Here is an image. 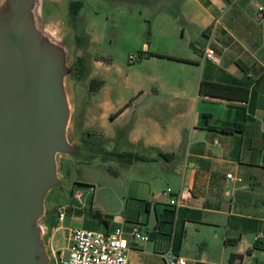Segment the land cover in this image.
I'll use <instances>...</instances> for the list:
<instances>
[{
    "label": "crops",
    "instance_id": "obj_1",
    "mask_svg": "<svg viewBox=\"0 0 264 264\" xmlns=\"http://www.w3.org/2000/svg\"><path fill=\"white\" fill-rule=\"evenodd\" d=\"M184 3L193 10H183L181 21L166 16L153 21L154 36L169 45L155 41L148 51L142 43L137 51L133 66L147 63L150 72L132 66L122 73L113 60L90 54L89 72L102 84L87 89L81 108L71 87L77 139L102 137L106 150L145 156L122 165L134 171L127 186L133 201L121 214L109 213L107 222L79 214V225L71 226L109 231L136 223L148 238L129 241L127 264H165L172 254L187 264H264V0ZM178 29L179 36L172 38ZM205 46L213 48L216 61L203 57ZM101 67L110 68L100 75ZM200 80L242 86L246 96L200 93ZM235 123L240 129H232ZM158 150L169 156L161 157ZM159 181L183 196L175 249L168 222L156 224L154 202H168L164 187L155 188ZM71 202L72 207H98Z\"/></svg>",
    "mask_w": 264,
    "mask_h": 264
},
{
    "label": "water",
    "instance_id": "obj_2",
    "mask_svg": "<svg viewBox=\"0 0 264 264\" xmlns=\"http://www.w3.org/2000/svg\"><path fill=\"white\" fill-rule=\"evenodd\" d=\"M53 11V0H0V264H53L46 197L63 185L57 157L91 153L72 130V36L45 27Z\"/></svg>",
    "mask_w": 264,
    "mask_h": 264
},
{
    "label": "rangeland",
    "instance_id": "obj_3",
    "mask_svg": "<svg viewBox=\"0 0 264 264\" xmlns=\"http://www.w3.org/2000/svg\"><path fill=\"white\" fill-rule=\"evenodd\" d=\"M53 1H56V11L52 12V16L46 14L47 25L45 27L55 36H59L61 32L64 33V30L70 31L69 37L72 36V46L68 62L76 55L84 52L89 54L85 53L88 71L79 78L73 77L67 81L69 96L70 88L73 87L74 99L78 108H81L87 99L86 91L89 80L97 76L89 72V64L92 59L90 54L98 55L102 59L113 60L115 64L123 68L122 73L127 71L125 67L131 71V67L138 61L137 51L143 47L142 43L145 46L142 49L148 51L155 41L158 45H169L168 39L154 36L155 24L153 21L156 20L155 17L166 16L173 21H181L178 17L182 16L183 10H193L192 6L181 4L184 0H78L80 2L76 18L72 20L69 19L67 12L70 0ZM44 8L51 12L54 6L50 2H46ZM85 31L88 38H91L88 47L86 44L87 50L85 47H76L73 39L75 33ZM172 34V38L179 36V29L174 30ZM147 45L149 48H146ZM128 54H134L136 58L129 61ZM108 69L101 67L97 71L100 75H104ZM134 69L140 73L150 72V65L143 63ZM57 158L63 185L50 191L46 197V206L50 207L51 214L58 204H65L66 210L71 213L73 208L71 200L73 199L78 203L90 201L98 205L97 208H94L101 209L103 216L107 218L109 213L112 215L121 214L124 204L133 201L127 192L128 179L131 177L130 174H133V167L124 169L123 164L114 157L101 159L94 156L88 157L86 160H73L67 156L58 155ZM164 185V182L159 181L155 188L160 189ZM76 191L79 192L78 199L72 195ZM70 213L67 211L63 226L79 225L77 216ZM149 219H153L151 213ZM64 233V228L59 229L55 233L53 244L60 245L63 242L60 236ZM147 243L152 249L153 241L149 240Z\"/></svg>",
    "mask_w": 264,
    "mask_h": 264
},
{
    "label": "built area",
    "instance_id": "obj_4",
    "mask_svg": "<svg viewBox=\"0 0 264 264\" xmlns=\"http://www.w3.org/2000/svg\"><path fill=\"white\" fill-rule=\"evenodd\" d=\"M204 58L216 61L217 56L210 46H205L202 51ZM129 61L136 58L128 54ZM231 177L230 172L225 173ZM162 193L168 197V202L175 207L181 206L183 196L181 190L173 191L165 186ZM72 195L78 199L79 192ZM72 206V204H71ZM67 214L66 205L58 204L53 211V223L48 235V245L53 264H127V250L129 241L138 242L147 240L148 236L141 231L136 223H131L127 229L115 226L109 231L94 230L81 226H68L60 237L63 244L55 245V233L64 228L63 221ZM165 264H187L186 259L180 255H170L164 259Z\"/></svg>",
    "mask_w": 264,
    "mask_h": 264
},
{
    "label": "trees",
    "instance_id": "obj_5",
    "mask_svg": "<svg viewBox=\"0 0 264 264\" xmlns=\"http://www.w3.org/2000/svg\"><path fill=\"white\" fill-rule=\"evenodd\" d=\"M78 0H70L68 1L67 5V12L69 19H75L77 14V7L79 5ZM74 44L76 47H85L87 44L88 36L87 33L81 32V33H75L73 36ZM141 51V50H140ZM139 51V52H140ZM85 53L76 55L73 58V66H74V77L79 78L84 73L88 71L87 64L85 63ZM88 54V53H87ZM89 55V54H88ZM171 57V56H169ZM88 57L86 56V59ZM103 82V79L101 78H91L88 83V89L94 90L97 87H99ZM198 92L203 94H213V95H223V96H237L240 98H244L246 96V88L234 85L231 83H222V82H216V81H208V80H200L198 84ZM120 109V108H119ZM118 109V110H119ZM117 110V111H118ZM115 113V112H114ZM114 113H111L110 115H113ZM241 124L235 123L232 126V129L238 130L240 129ZM80 139L85 141L90 148V155L88 157H92L94 154H99V157L101 159H105L108 157H114L116 158L121 164L129 163L133 159L137 158H144V154L137 152L135 150H106L102 143L104 138L96 139V138H89L80 136ZM158 154L161 157H167L169 156V153L161 152L158 150ZM88 157L86 159H88ZM154 208H155V215H156V224L159 225L161 222H168L170 225V230L168 232V235L171 237V244L172 248L175 249L179 245L180 236L182 233L181 226L178 222V213L181 208V206L175 207L173 204L169 202H154ZM68 213L69 210H67ZM74 215L83 214L84 216H89L91 218H94L96 220L107 222V219L103 216L102 212L99 209L92 208L91 206H85V207H73L72 212ZM50 223H53V213L50 217Z\"/></svg>",
    "mask_w": 264,
    "mask_h": 264
}]
</instances>
